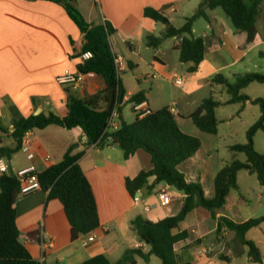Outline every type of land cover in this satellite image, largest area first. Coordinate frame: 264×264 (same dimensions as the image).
I'll list each match as a JSON object with an SVG mask.
<instances>
[{
    "label": "crops",
    "instance_id": "1",
    "mask_svg": "<svg viewBox=\"0 0 264 264\" xmlns=\"http://www.w3.org/2000/svg\"><path fill=\"white\" fill-rule=\"evenodd\" d=\"M74 3L89 23L109 21L116 30L110 40L114 53L122 59L120 73L127 67L138 71L145 68L133 89H128L120 76L126 90L125 103L135 93L144 92L153 111L170 107L181 128L199 138L202 132L191 114L205 99L216 98V92L221 96L217 100L226 102L229 99V96L222 97L226 94L225 87L215 79L217 75L234 81L238 75L247 72L264 74V69L255 71L257 67L264 68V24L254 42L248 44L247 34L235 32L216 10H208L209 20L199 18L193 26L195 36H203L208 42L205 58L197 71L189 72L190 63L180 61L178 45L181 38H167L157 48L149 46L148 35L161 36L166 27L145 16L147 7L160 10L174 26L181 27L195 14L202 0H74ZM200 19L204 24L199 22ZM83 44V33L62 4L49 0H0V117L2 119L4 114L8 118L6 123L2 119L6 126L12 127V105L25 117L35 115L37 111L64 116L68 111L67 90L84 98L104 89L105 82L97 74L88 77L80 91L58 82V77L66 70L78 71V64L82 62L78 54ZM175 75L183 79L181 85L176 83ZM249 104L244 107L240 103L222 105L217 110V117L220 108L234 106L235 110L229 113V125H233L236 118L242 121ZM124 106L122 117L128 122ZM131 109L133 111V103ZM244 122L245 125L251 124ZM203 144L193 157L179 165V170L187 181L199 180L205 196L212 199L216 194L215 172L210 174L213 186L206 190V177L200 176V169L205 171L210 166L216 149L212 143L206 147ZM2 145H13L9 135L4 136ZM25 146L28 151L22 149L10 160L4 159L9 171L16 173L32 164L40 172L44 171L59 163L71 146L75 147L74 154L84 152L79 164L92 185L100 217V226L96 230L73 240L64 207L58 199L49 198L48 190L42 188L18 198L20 239L33 258L42 264H80L100 253L116 261L126 249L136 247L147 252L150 246L141 242L132 228V220L142 216L158 221L177 215L183 208L185 195L182 192L175 194L168 205H161L156 195L159 185L153 190H140L142 200L135 204L126 180L152 169L151 156L144 150L125 159L117 145L88 146L81 127L67 129L56 125L30 131ZM47 156H50L49 161H46ZM153 181L154 178H150L149 185ZM223 208L215 217L210 211L199 212L201 208L192 211L179 230L187 231L188 237L175 245L176 251L194 264L209 261L210 264H262L251 260L245 244L237 241L235 233L221 221L222 217H227L242 223L249 217H244L239 209L228 215ZM251 241L260 248L264 262V237ZM202 248L209 250L207 257L198 255ZM153 259L154 256L146 262L139 258L136 264H152Z\"/></svg>",
    "mask_w": 264,
    "mask_h": 264
},
{
    "label": "trees",
    "instance_id": "2",
    "mask_svg": "<svg viewBox=\"0 0 264 264\" xmlns=\"http://www.w3.org/2000/svg\"><path fill=\"white\" fill-rule=\"evenodd\" d=\"M62 4L72 20L84 35L81 56L90 52L92 56L78 64L82 73L94 72L105 82L103 90L94 95L80 98L67 90L68 111L60 116L54 112L23 116L12 105V127L6 126L0 117V143L4 136L9 135L13 145L0 146V159L10 160L22 150L26 134L35 129H44L51 125L67 129L81 127L87 136L88 146L103 147L108 144L117 145L124 153L125 159H130L138 150L146 151L152 160V169L141 171L133 178H127L126 186L132 196L147 188L153 190L157 185L168 184L185 195L181 211L174 216H167L158 221H152L142 216L132 220L131 225L141 242L150 246L149 251L142 247L128 248L122 256L112 261L105 253L97 254L80 264H136L138 259L150 261L152 256L158 257L162 264H194L191 259L179 254L175 245L188 237L187 231H179L181 223L197 208H203L216 216L227 203L233 189H238V173L246 169L255 173L259 183L264 187V154L256 150L254 137L257 131L264 132V99H252L243 93V89L254 82L264 83V74L247 72L238 75L230 81L223 75H217L229 96L226 102L209 97L202 101L191 114L195 125L208 134L216 135L219 131L217 110L225 104L246 103L259 104L261 115L247 131V143L231 147L235 153H243L246 162L237 158L221 169L215 177L216 194L212 199L205 196L200 182L187 181L179 165L193 157L200 149L202 141L199 137L185 132L176 114L168 106L152 112L145 117L136 116L133 122H126L122 117L126 90L120 78V70L116 63L110 37L116 31L109 21L98 24L89 23L74 0H49ZM208 10L219 11L232 25L235 32H245L247 43L254 42L259 33L258 22L264 23V0H202L195 14L188 17L181 27L174 26L169 18L160 10L152 7L145 9V16L165 25L163 35H148L150 47H159L167 38H181L178 50L180 61L190 63L189 72L198 70L208 49V42L203 36H195L194 23L199 18L209 20ZM146 100L144 92H137L126 103H139ZM35 103V99H34ZM117 111L121 121L115 131L108 129V123L114 111ZM71 146L63 159L39 173V180L44 190L49 191V198L58 199L66 212L71 225L72 239L90 234L100 226V217L96 197L92 185L79 160L84 152L74 154ZM154 181L149 185L150 178ZM22 182L12 171L0 175V264H42L33 258L27 247L21 241V232L17 225L18 211L16 203L21 191ZM221 221L233 231L241 243L249 247L248 255L252 261L262 263L260 248L255 242L248 240L246 234L253 228L264 223V216L251 218L242 223H236L227 217Z\"/></svg>",
    "mask_w": 264,
    "mask_h": 264
},
{
    "label": "rangeland",
    "instance_id": "3",
    "mask_svg": "<svg viewBox=\"0 0 264 264\" xmlns=\"http://www.w3.org/2000/svg\"><path fill=\"white\" fill-rule=\"evenodd\" d=\"M262 21L263 20H260L258 22V26L261 30H263L264 24ZM199 22H201V24H204L203 19H200ZM262 67H257L255 71H263L264 68ZM144 69L145 68H141V70ZM141 70L138 71L136 70V68H134V70H131L129 67H127L125 71H122L120 73V76L122 79H124L128 89H133L134 87H136L138 83L137 77H140L142 72ZM243 93L249 95L250 97L264 99V83L254 82L243 89ZM227 96L228 95L226 93L222 97ZM216 98H221L218 92H216ZM235 108L236 107L234 106L220 108V113L218 116V134L212 135L201 131L202 135L200 139L204 143L203 146L206 147L209 143H212L216 149V152L213 153L215 158L211 160L209 164L210 166L206 168L205 171H203L202 168L200 169V176L206 177V190H209L210 187L213 186L210 174L214 175L213 173L215 172L216 177V174L221 169H223L227 165H230L236 158L242 162H246L247 160L245 154L243 153H240L237 157H235V153L231 150V147L236 144L247 143V131L255 123L254 121H257L256 119L258 115L261 114V109L259 104L250 103L246 111L243 113L242 121L236 118L233 125H229V113L231 111L233 112ZM124 114L128 122H132L134 120L135 115L131 109V103H125ZM2 119L5 123L8 120V118L4 114H2ZM244 121H248L249 123H251L249 124L250 126L245 125ZM254 145L257 151L264 154V132L262 130L257 131V133L255 134ZM195 174H197V172H195ZM196 182L200 181L197 180ZM238 182L239 188L233 189L230 192L227 203L224 206L223 210L228 215H231L230 213H232L233 210L239 209L240 213L244 217H249V219L261 217V215H264V187L259 183L257 175L255 173H250L246 169H243L238 173ZM170 191L172 194V198H174L175 194L180 192L172 186L170 188ZM198 210L199 212H209L208 210L202 208ZM210 218V220L214 222L213 217ZM262 226L255 227L250 230V232L247 233L246 238L248 240H256L259 237H264V223ZM237 241H239L238 238ZM229 242H232L231 239H229ZM244 248L246 251H249V247L247 245H245ZM153 260L154 261L152 264H162L161 260L156 256H154ZM218 260L221 261L220 259Z\"/></svg>",
    "mask_w": 264,
    "mask_h": 264
},
{
    "label": "built area",
    "instance_id": "4",
    "mask_svg": "<svg viewBox=\"0 0 264 264\" xmlns=\"http://www.w3.org/2000/svg\"><path fill=\"white\" fill-rule=\"evenodd\" d=\"M92 56L90 52L84 53L80 56L82 61L89 59ZM116 63L119 68V70L122 68V59L121 57L116 58ZM96 74L94 72L89 73H82L79 71H70L66 70L64 74L58 77V82L62 85H68L75 91H80L84 88L86 79L88 77H93ZM176 83L181 85L183 83V79L179 76H176ZM133 111L135 112L136 116L142 118L146 115L150 114L152 112V109L149 107L146 100L141 101L139 103L133 104ZM121 125V121L118 117V113L115 110L113 114L111 115L108 123V129L110 131L117 130ZM29 132L26 134L23 142V148L25 151H28V147L25 146V139ZM50 160V156L46 157V161ZM0 172L5 173L9 172L8 167L5 165L4 159H0ZM39 169L36 165L32 164L25 168H22L18 170L15 174L20 178L22 185H21V191L18 198H23L25 196H28L36 191H39L42 189L40 180H39ZM171 186L168 184H160L156 190V195L159 199V202L161 205L166 206L171 202L172 194L170 191ZM135 204H139L142 200V196L140 191H138L135 196H133ZM149 206L146 207L148 209ZM91 240L94 239L93 235L90 237ZM209 254V250L207 248H202L199 252V256L207 257ZM209 261L207 264H210Z\"/></svg>",
    "mask_w": 264,
    "mask_h": 264
},
{
    "label": "water",
    "instance_id": "5",
    "mask_svg": "<svg viewBox=\"0 0 264 264\" xmlns=\"http://www.w3.org/2000/svg\"><path fill=\"white\" fill-rule=\"evenodd\" d=\"M39 112H40V111H37V112L35 113V115H38V114H39Z\"/></svg>",
    "mask_w": 264,
    "mask_h": 264
}]
</instances>
